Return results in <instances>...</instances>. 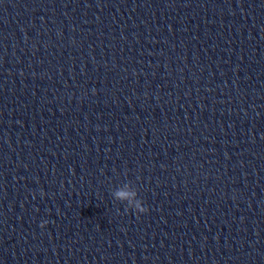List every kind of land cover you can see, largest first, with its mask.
Instances as JSON below:
<instances>
[{
	"label": "clouds",
	"instance_id": "9594fccd",
	"mask_svg": "<svg viewBox=\"0 0 264 264\" xmlns=\"http://www.w3.org/2000/svg\"><path fill=\"white\" fill-rule=\"evenodd\" d=\"M129 195H130L129 193L124 192V191H118L116 193V197L120 200H126L129 197ZM132 209L135 210V212L138 215L144 214L148 211V209L145 206H143L142 201H139V200L135 203V206ZM41 227H44V224H41Z\"/></svg>",
	"mask_w": 264,
	"mask_h": 264
}]
</instances>
